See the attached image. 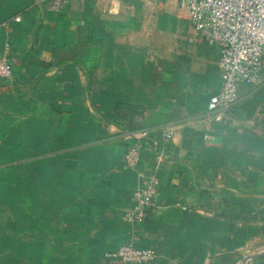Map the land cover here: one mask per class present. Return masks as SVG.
I'll use <instances>...</instances> for the list:
<instances>
[{
  "label": "crops",
  "instance_id": "1",
  "mask_svg": "<svg viewBox=\"0 0 264 264\" xmlns=\"http://www.w3.org/2000/svg\"><path fill=\"white\" fill-rule=\"evenodd\" d=\"M7 47L0 178L19 181L20 201L11 186L0 203L4 243L19 240L25 257L30 238L56 258L65 245L104 264H123L105 253L130 238L155 250L146 264H243L264 251V70L234 109L208 114L220 51L178 0H70L58 11L0 0V55ZM142 129L141 168L161 183L155 210L131 225L139 177L124 154Z\"/></svg>",
  "mask_w": 264,
  "mask_h": 264
},
{
  "label": "built area",
  "instance_id": "2",
  "mask_svg": "<svg viewBox=\"0 0 264 264\" xmlns=\"http://www.w3.org/2000/svg\"><path fill=\"white\" fill-rule=\"evenodd\" d=\"M69 3L70 0H49L50 8L56 11L66 8ZM178 4L188 14L192 28L220 51L222 86L219 93L210 98L207 113L234 109L239 102L242 84L259 86L263 81L264 0H178ZM13 75L7 47L0 55V79L11 80ZM173 136L171 128L162 134L164 139ZM132 137L134 142L124 154V163L128 168L138 169L139 182L124 218L127 223L138 225L155 210L161 180L155 171L141 168L143 141L150 140V131L142 129L133 133ZM157 146L155 142V160L160 165L164 162V155L157 151ZM105 255L123 264L148 263L156 258L154 249L138 247L133 238Z\"/></svg>",
  "mask_w": 264,
  "mask_h": 264
},
{
  "label": "trees",
  "instance_id": "3",
  "mask_svg": "<svg viewBox=\"0 0 264 264\" xmlns=\"http://www.w3.org/2000/svg\"><path fill=\"white\" fill-rule=\"evenodd\" d=\"M8 181H4L3 178H0V203L5 202V196L7 194V192L9 191L10 187L13 186V193L11 194L12 199L14 201V203L17 201V203L19 204L20 201V196H19V181H16L15 179L10 182L7 183ZM8 197V195H7ZM32 199V198H31ZM1 238V237H0ZM126 242V241H125ZM124 242V243H125ZM120 247V246H119ZM117 247V248H119ZM29 248V247H28ZM47 248V246H46ZM117 248L111 249L115 250ZM13 250L11 256V260L9 262H7V264H23L24 261L28 262L27 259H25L24 254L21 253V250L24 251L25 247L23 245V247L20 244L19 240H12V243L9 245L7 243H4V238L2 237L0 239V252H3V250ZM28 250V249H27ZM43 251L42 248L38 247L37 245L34 246V258L33 260L30 259L29 264L31 262H36V263H42V264H60V259L56 258L54 256V254H51L50 251L48 250V255L45 254L44 256H42L41 254H39L38 252ZM1 254V253H0ZM5 256H7L6 254L0 256V264L5 261ZM6 259H8V257H6ZM38 261V262H37Z\"/></svg>",
  "mask_w": 264,
  "mask_h": 264
},
{
  "label": "rangeland",
  "instance_id": "4",
  "mask_svg": "<svg viewBox=\"0 0 264 264\" xmlns=\"http://www.w3.org/2000/svg\"><path fill=\"white\" fill-rule=\"evenodd\" d=\"M30 205H32V201L30 200ZM30 237H31V232L29 233ZM48 237H50L48 235ZM52 239V238H51ZM35 241V240H34ZM34 241L30 238V242H29V248L27 250V255L25 257V259L28 260V262L24 261L23 264H29V261L30 259L33 260L34 258ZM67 246H61V245H56V250H58V252L62 255L61 257H58L60 259V264H104L105 262L104 261H90V260H84L85 259V254L83 253H70V252H67V251H64L63 249L66 248ZM63 252H66V253H63ZM39 254H41L42 256H44L45 254L48 253V249L46 248L45 246V249H43V251H40L38 252ZM49 254V253H48ZM47 254V255H48ZM70 256L71 259H69L68 257ZM75 259V260H73ZM78 259V260H76ZM38 262V261H37ZM149 263V262H148ZM1 264H7V261H3ZM30 264H42L41 262L40 263H36V262H31ZM140 264H146V263H140Z\"/></svg>",
  "mask_w": 264,
  "mask_h": 264
},
{
  "label": "water",
  "instance_id": "5",
  "mask_svg": "<svg viewBox=\"0 0 264 264\" xmlns=\"http://www.w3.org/2000/svg\"><path fill=\"white\" fill-rule=\"evenodd\" d=\"M262 256H264V251H262V252H260V253H258V254L252 255V256L245 257V258L243 259V264H246V262H247L248 260L256 259V258H260V257H262Z\"/></svg>",
  "mask_w": 264,
  "mask_h": 264
}]
</instances>
